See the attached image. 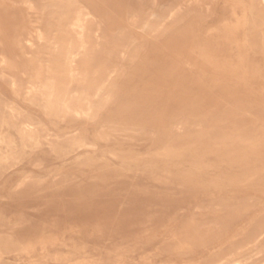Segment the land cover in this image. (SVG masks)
I'll list each match as a JSON object with an SVG mask.
<instances>
[{"label": "rangeland", "instance_id": "obj_1", "mask_svg": "<svg viewBox=\"0 0 264 264\" xmlns=\"http://www.w3.org/2000/svg\"><path fill=\"white\" fill-rule=\"evenodd\" d=\"M1 2L0 93L45 131L0 165V240L20 251L10 264H205L200 244L214 228L246 239L264 210L263 0ZM92 64L115 83L111 95L78 88ZM32 71L62 89L56 107L33 90ZM236 204L249 213L223 218Z\"/></svg>", "mask_w": 264, "mask_h": 264}, {"label": "bare ground", "instance_id": "obj_2", "mask_svg": "<svg viewBox=\"0 0 264 264\" xmlns=\"http://www.w3.org/2000/svg\"><path fill=\"white\" fill-rule=\"evenodd\" d=\"M28 1V0H27ZM264 1V0H263ZM0 2H1V0H0ZM24 2V1H23ZM259 2V1H258ZM1 3H3V2H1ZM64 3V2H63ZM164 3V2H163ZM1 5V4H0ZM22 5V4H21ZM26 5V4H25ZM56 5V4H55ZM140 6V5H139ZM1 7V6H0ZM33 7V6H32ZM63 7V6H62ZM165 9V8H164ZM260 9V8H259ZM33 10V9H32ZM82 10V9H81ZM80 10V11H81ZM144 11V10H143ZM84 12V11H83ZM81 13V12H80ZM79 16H80V14L79 13H77ZM84 14V13H83ZM55 16V15H54ZM146 16V15H145ZM64 17V16H63ZM155 17V16H154ZM153 17V18H154ZM79 18V17H78ZM87 18V17H86ZM151 18L152 17H150V20L148 19V21L147 22H145L146 24V26H149L150 25V21H151ZM66 19H67V17H66ZM81 20V19H80ZM83 20V19H82ZM174 20V19H173ZM79 21V20H78ZM142 21V20H141ZM75 22L76 21H74L73 22V24H75ZM80 22V21H79ZM83 22V21H82ZM81 22V23H82ZM254 22V21H253ZM72 25V24H71ZM78 25V24H77ZM151 26V25H150ZM72 27V26H71ZM81 27V26H80ZM83 28V27H82ZM86 28V27H85ZM147 28V27H146ZM60 29V28H59ZM141 29V28H140ZM144 29V28H143ZM25 30V29H24ZM84 30V29H83ZM86 30V29H85ZM88 30V29H87ZM87 30H86V32L84 31V34L85 33H87ZM99 30V29H98ZM29 32V31H28ZM73 32H74V30H73ZM55 33V32H54ZM62 33V32H61ZM102 33V32H101ZM83 34V35H84ZM99 34V33H98ZM42 37L43 35H39V37ZM43 38V37H42ZM125 38V37H124ZM39 39V38H38ZM43 39H45V38H43ZM79 39V38H78ZM99 39V38H98ZM131 39V38H130ZM133 39V38H132ZM105 40V39H104ZM79 41V40H78ZM101 41H103V40H101ZM116 41V40H115ZM114 41V42H115ZM126 41V40H125ZM80 42V41H79ZM104 42V41H103ZM107 42V41H106ZM73 43V42H72ZM105 43V42H104ZM109 43V42H108ZM124 43V42H123ZM53 44V43H52ZM71 44V43H70ZM77 44H79V43H77ZM68 45H69V43H68ZM128 45H129V43H128ZM82 46H83V44H82ZM81 46V47H82ZM45 47V46H44ZM123 47V46H122ZM125 47H126V45H125ZM125 47H124V50H125ZM128 47V49H129V46H127ZM135 48V47H134ZM33 49V48H32ZM120 49V48H119ZM58 50V49H57ZM79 50V49H78ZM82 50V49H81ZM83 50H84V48H83ZM105 50V49H104ZM123 50V49H122ZM132 50H133V48H132ZM85 51V50H84ZM102 51V50H101ZM126 51H128L127 49H126ZM135 51V50H134ZM137 51V50H136ZM135 51V52H136ZM92 52V51H91ZM130 52H131V50H130ZM97 53V52H96ZM114 53V52H113ZM118 53H120V52H118ZM125 53V52H124ZM80 54H81V52H80ZM83 54H84V52H83ZM83 54H81V56L83 55ZM86 54H88V53H86ZM92 54H94V53H92ZM121 54V53H120ZM133 54V53H132ZM67 55V54H66ZM71 55V54H70ZM90 55V54H89ZM114 55H115V53H114ZM126 56H127V54H125ZM78 56H80V55H78ZM80 56V57H81ZM84 56V55H83ZM82 56V57H83ZM120 56H122V55H120ZM67 57V56H66ZM66 57L64 58V59H66ZM92 57H93V55H92ZM128 57V56H127ZM130 57V56H129ZM72 58V57H71ZM124 58H126V57H124ZM62 59V58H61ZM90 59V58H89ZM67 60V59H66ZM68 60H70V59H68ZM78 60V59H77ZM76 60V61H77ZM112 60V59H111ZM110 60V61H111ZM50 61V60H49ZM89 61H92V60H89ZM94 61V60H93ZM131 61V60H130ZM6 62V61H5ZM66 62V61H65ZM72 62H73V59H72V61H71V65H72ZM56 63V62H55ZM90 63V62H89ZM114 63V62H113ZM68 64V63H67ZM69 64H70V62H69ZM73 64H74V62H73ZM76 64V63H75ZM74 64V65H75ZM86 64V63H85ZM96 64V63H95ZM57 65H59V64H57ZM56 65V66H57ZM63 65L64 64H62L61 66L63 67ZM66 65V64H65ZM98 65H99V63H98ZM118 65V64H117ZM69 66V65H68ZM86 66V65H85ZM88 66V65H87ZM92 66H93V64H92ZM96 65H94L92 68H94ZM120 66V65H119ZM121 66H123V65H121ZM36 67V66H35ZM34 67V69H36ZM75 67V66H74ZM89 67V66H88ZM42 68H43V66H42ZM45 68H46V66H45ZM58 68H60V67H58ZM73 68V67H72ZM87 68V67H86ZM92 68H91V70L89 69V71H86V72H81V75H79L80 77V79L78 80V82H79V84H78V88H80L79 87V85L81 86V87H83V91H84V94L87 96V97H90V98H92V97H99V96H101L103 93L104 94H106V95H111V92L113 91V89H114V87L116 86L115 85V83H109V84H105V82H103L102 80H101V77H100V75H99V73H97V72H99V70L98 69H93L92 70ZM96 68H97V66H96ZM119 68V67H118ZM14 69V68H13ZM23 69V68H22ZM30 69V68H29ZM64 69V68H63ZM69 68L67 67V70H68ZM71 69V68H70ZM79 69V68H78ZM88 69V68H87ZM115 69H117V66H116V68ZM37 70V69H36ZM35 70V71H36ZM39 70V69H38ZM46 70V69H45ZM47 70H49V69H47ZM57 70H59V69H57ZM66 70V69H65ZM64 70V71H65ZM66 70V71H67ZM72 70V69H71ZM97 70V71H96ZM52 71H53V69H52ZM63 71V70H62ZM65 71V72H66ZM69 71V70H68ZM72 71H74V69L72 70ZM82 71V70H81ZM112 71H114V70H112ZM111 71V72H112ZM33 72V71H32ZM49 72V71H48ZM59 72V71H58ZM71 72V71H70ZM95 72V73H94ZM110 72V71H109ZM110 72V73H111ZM116 72V71H115ZM115 72H112V73H114L113 75H115ZM59 73H61V70H60V72ZM58 73V74H59ZM77 73V72H76ZM75 73V74H76ZM97 73V74H96ZM109 73V74H110ZM119 73V72H118ZM16 74V73H15ZM58 74H56V75H58ZM74 74V73H73ZM73 74H72V76H73ZM74 74V75H75ZM79 74V73H78ZM77 75V74H76ZM112 75V74H111ZM14 76V75H13ZM69 76V75H68ZM68 76H67V79H68ZM118 76V75H117ZM17 77V76H16ZM114 77H116V76H114ZM6 78V77H5ZM5 78H3V79H5ZM18 78V77H17ZM56 79L58 78V77H55ZM69 78H70V76H69ZM14 79H15V77H14ZM13 79V80H14ZM61 79V78H60ZM59 79V81H61ZM76 79H78V77L76 78ZM108 79V78H107ZM12 80V81H13ZM31 81V83H32V86H33V90H35V91H37V92H41V94L43 95L42 97H44L43 99H45L49 104H51L52 103V105H54L53 104V101L54 100H56V98L58 97V95H59V92H61L62 91V89H61V91L59 90V92H57L58 90V84H57V82L54 80V77L53 78H45L44 77V75H43V72H33L32 74H31V79H30ZM64 80V79H63ZM75 80V79H74ZM106 80V79H105ZM14 81H16L17 82V80H14ZM69 81V80H68ZM97 81L99 82V85H98V88H99V90L97 91V94H92V90L90 89V87L92 88V86L93 85H95L96 86V84H97ZM91 82H95L94 84H92V86L90 85L91 84ZM112 82V81H111ZM12 83V82H11ZM15 83V82H14ZM13 83V84H14ZM12 84V85H13ZM22 84V83H21ZM30 84V83H29ZM63 84V83H62ZM69 84V83H68ZM72 85H73V83H72ZM17 86V85H16ZM65 86V85H64ZM68 86V85H67ZM20 87H21V85H20ZM18 88V89H23V88ZM70 87H71V85H70ZM16 88V89H17ZM28 89H29V87H28ZM60 89V88H59ZM67 88H65V90H66ZM32 90V91H33ZM25 91V90H24ZM23 91V92H24ZM64 91V90H63ZM82 91V92H83ZM27 92V91H26ZM34 92V91H33ZM96 92V91H95ZM31 94H32V92H30ZM35 93V92H34ZM33 93V94H34ZM58 93V94H57ZM64 93V92H63ZM63 93H61V95L63 94ZM31 94H30V96H31ZM67 94L68 93H66L65 95H66V97H67ZM36 95V94H35ZM35 95H33V96H35ZM38 95H39V93H38ZM61 95H60V97H61ZM64 96V95H63ZM84 96V95H83ZM32 97V96H31ZM65 97V98H66ZM81 97H82V94H81ZM85 97V96H84ZM87 97H86V99H87ZM37 98H39V97H37ZM90 98H89V100H90ZM95 98V99H96ZM61 99V98H60ZM63 99H64V97H63ZM85 99V100H86ZM108 98H106L105 100H107ZM28 100V99H27ZM69 100H71V99H69ZM31 101H32V99H31ZM58 101V100H57ZM64 101H65V99H64ZM88 101V100H87ZM42 103V100L41 101H39V103ZM47 102H45V103H47ZM67 102H69V101H67ZM81 102V101H80ZM86 102V101H85ZM84 101H83V104L85 103ZM89 102V101H88ZM88 102H86V103H88ZM107 102H108V100H107ZM55 103H57V102H55ZM60 103H61V101H60ZM65 103V102H64ZM63 103V101H62V104H64ZM94 103V102H93ZM48 104V105H49ZM58 104H59V102H58ZM58 104H56V105H58ZM81 104V103H80ZM91 104V103H90ZM51 105V106H52ZM65 106H66V104H64ZM63 105V106H64ZM240 105V104H239ZM40 106V105H39ZM50 106V105H49ZM55 106V105H54ZM53 106V107H54ZM62 106V105H61ZM81 106H83V105H81ZM53 107H51V108H53ZM56 107V106H55ZM57 107H59V106H57ZM85 107H87V104H86V106L84 105V108ZM88 107H89V105H88ZM92 107V106H91ZM238 107V106H237ZM49 108V107H48ZM62 108V107H61ZM80 108V107H79ZM59 109H60V107H59ZM81 109V108H80ZM93 109V108H92ZM42 110V109H41ZM48 109H46V111H47ZM49 110H50V108H49ZM55 110V109H54ZM60 110H62V109H60ZM65 110V109H64ZM87 110H88V108H87ZM87 110H85V111H87ZM89 110H91V109H89ZM94 110V109H93ZM22 111H24V110H22V109H20L19 108V106L17 105V104H15L14 102H11V101H9L8 99H6L1 93H0V165L1 164H7V163H15V161H17L18 159H19V157L22 155V153L23 152H25V149L26 148H28V147H30V146H32V147H37V146H39V145H41L42 144V138H41V133L44 131L43 130V126L41 125V123H40V121H39V119H37L36 118V116H34V115H32L31 113H28V112H25L24 111V113L22 112ZM66 111V110H65ZM68 111H69V108H68ZM83 111V110H82ZM55 112H57V111H55ZM88 112H90V111H88ZM48 113V112H47ZM50 113V112H49ZM48 113V114H49ZM60 113V112H59ZM77 113V111L75 112V114ZM87 113V112H86ZM85 113V114H86ZM96 113V112H95ZM95 113H93L94 115H95ZM237 113V112H236ZM64 114V113H63ZM66 114H68V113H66ZM78 114H79V112H78ZM92 114V115H93ZM57 115V114H56ZM83 115V114H82ZM81 115V116H82ZM87 115V114H86ZM60 116H62V115H60ZM59 116V117H60ZM67 116V115H66ZM69 117H70V114L68 115ZM79 116V115H78ZM89 116V115H88ZM72 117V116H71ZM61 118H65L64 116H62ZM88 118V117H87ZM94 118V117H93ZM199 125H200V123H199ZM185 127V126H184ZM10 129L12 130H16V132H17V134L19 135V137L18 138H15L13 135H11L10 134ZM116 129V128H115ZM45 132V131H44ZM49 134V133H48ZM207 136H209V135H207ZM104 137V136H103ZM240 137V136H239ZM102 138V137H101ZM50 139H51V137L49 138V136H47V138H46V141L48 140V141H50ZM76 140V139H75ZM227 140H228V138H227ZM230 140V139H229ZM47 141V142H48ZM226 141V140H225ZM75 143V142H74ZM256 144V143H255ZM51 145H52V149H53V151L55 152V153H63V152H65L66 150H68L69 149V147H65V146H59V144H56V143H54V144H52L51 143ZM82 145V144H81ZM73 146V145H72ZM75 147H78V145L75 143V145H74ZM87 146V145H86ZM50 148V147H49ZM84 148V147H83ZM76 149V148H75ZM52 150H51V152H53ZM69 151V150H68ZM53 152V153H54ZM73 152V151H72ZM23 155H24V153H23ZM57 155V154H56ZM64 155L66 156V154L64 153ZM68 155V154H67ZM61 157V156H60ZM63 158V157H62ZM21 160V159H20ZM14 163H13V165H14ZM12 165V164H11ZM8 170V169H7ZM74 177V176H73ZM30 181V180H29ZM39 183V182H38ZM25 184V183H24ZM220 204V203H219ZM217 205H218V203H217ZM223 206H225V204L223 205ZM215 207H217V206H215ZM221 207H222V205H221ZM220 207V208H221ZM231 207V206H230ZM255 207H256V205H255ZM220 208H218L219 209V212H220ZM223 209V208H222ZM226 209V208H225ZM249 208L247 207V206H244V205H238L237 206V204H236V206L234 207V208H232L230 211H228L227 212V214L225 215V216H222L223 218H226V219H236V218H241L242 216H244V215H246V214H248L249 213V210H248ZM217 210V209H216ZM210 211H212V210H210ZM225 211V210H224ZM257 213V212H256ZM256 216V215H255ZM258 217V219L257 220H255V218H257ZM243 218V217H242ZM217 225H219V224H217ZM193 226V225H192ZM184 227V226H183ZM185 227H187V225L185 226ZM185 227H184V229H185ZM196 227V226H195ZM216 227V226H215ZM16 228V227H15ZM188 228V227H187ZM190 228V227H189ZM224 227H222L221 229H219L218 230V228L216 227V229L214 228H212L211 230H212V234H209L210 235V237H208V235H207V237L208 238H206L205 237V239L203 238V236H202V238L204 239V241H202V243L201 242H199V243H201L200 245L202 246V248H203V251L200 253V258H202V259H205V255H206V251L207 252H209L210 253V256L209 257H207L206 259H205V264H247V262L248 261H250V260H252V259H254V258H256V255L257 254H263V252H264V250H262V251H260L259 253H257L256 255H253L252 253H253V251H254V249H257V248H261L262 246H263V243H262V240H261V237H263V235H264V210L263 211H261V212H259V213H257V216L256 217H254V219L251 221V222H249L248 223V225L246 226V230L248 231V234H247V237H246V239L244 240V241H242V243H237V242H235V243H233V242H231L230 243V240L232 239H229L228 237H227V232L225 233H223L222 231L224 230L223 229ZM244 228V227H243ZM181 229H183V228H181ZM242 230V229H241ZM240 230V231H241ZM178 231H181L180 229L178 230ZM189 231H193V228H192V230H189ZM195 231V230H194ZM193 231V232H194ZM197 231H198V229H197ZM197 231H196V233H197ZM210 231V230H209ZM244 231V230H243ZM182 233L184 232V231H181ZM200 233V232H199ZM198 233V234H199ZM243 233V232H242ZM142 234V233H141ZM188 234V233H187ZM190 234H191V232H190ZM195 234V233H194ZM197 234V235H198ZM207 234H208V232H207ZM241 234V233H240ZM244 234V233H243ZM179 235H180V233H179ZM186 235V234H185ZM206 235V234H205ZM204 235V236H205ZM176 236H177V234H176ZM189 236V235H188ZM187 236V237H188ZM191 236V235H190ZM199 236V235H198ZM201 236V235H200ZM4 237V236H3ZM3 237H1V238H3ZM11 237V236H10ZM140 237V236H139ZM139 237H137V238H139ZM186 237V236H185ZM186 237V238H187ZM244 237V236H243ZM0 238V239H1ZM8 238H9V235H8ZM185 238V239H186ZM189 238V237H188ZM199 238V237H198ZM11 239H12V237H11ZM177 239V238H176ZM180 239V238H179ZM193 239H194V237H193ZM192 239V240H193ZM233 240V239H232ZM231 240V241H232ZM70 241V240H69ZM171 241V240H170ZM197 241V240H196ZM195 241V242H196ZM15 242V241H14ZM169 242V241H168ZM178 242V241H177ZM176 242V243H177ZM189 242V241H188ZM194 242V241H193ZM194 242V243H195ZM263 242H264V240H263ZM67 243V242H66ZM170 243V242H169ZM175 243V244H176ZM183 244H180V243H178V244H180L179 245V250H181V249H185V250H187V249H189V248H191L192 246H193V244H191V242L190 243H184V242H182ZM197 243H198V241H197ZM197 243L195 244L196 246H197ZM167 244V243H166ZM165 244V245H166ZM262 244V245H261ZM195 245H194V247H195ZM199 245V244H198ZM261 245V246H260ZM65 246H66V244H65ZM162 246H163V244L161 245V248H162ZM171 246V245H170ZM159 248H160V246H159ZM158 248V249H159ZM198 248H199V246H198ZM19 250V247H16V244L14 245V244H12V242H10V240H7V239H2V240H0V264H10V261H9V259H8V257H9V255L11 254V253H15L16 251H18ZM157 250V249H156ZM193 250V248L191 249V250H189V251H191V252H193L192 251ZM261 250V249H260ZM175 251H176V249H175ZM178 251V250H177ZM188 251V250H187ZM195 251V250H194ZM20 251H18V253H19ZM157 253H158V251H156ZM159 252H160V250H159ZM160 253H162V252H160ZM175 253V252H174ZM194 253V252H193ZM153 254V256H154V252L152 253ZM156 254V253H155ZM164 254V253H163ZM162 254V255H163ZM165 254H166V252H165ZM175 255V254H174ZM197 255V254H196ZM170 256V255H169ZM177 256H178V253H177ZM151 257H152V255H151ZM157 257H158V255H157ZM171 257V256H170ZM180 257V256H179ZM154 258V257H153ZM156 258V257H155ZM264 257H259V258H257L256 260H258V261H260V260H262ZM57 259V258H56ZM60 259V258H59ZM194 259V258H193ZM155 260V259H154ZM144 262H147V261H144ZM150 263H151V261H149ZM173 262H175V261H173ZM77 264H79V263H77ZM262 264H264V260L262 261Z\"/></svg>", "mask_w": 264, "mask_h": 264}]
</instances>
